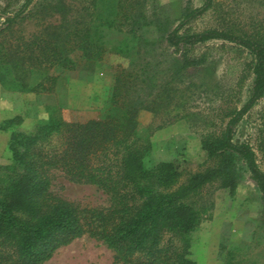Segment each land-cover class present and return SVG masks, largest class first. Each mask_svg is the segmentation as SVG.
I'll list each match as a JSON object with an SVG mask.
<instances>
[{"label": "trees", "instance_id": "16d2710c", "mask_svg": "<svg viewBox=\"0 0 264 264\" xmlns=\"http://www.w3.org/2000/svg\"><path fill=\"white\" fill-rule=\"evenodd\" d=\"M77 1L75 9L64 0H23L14 14L0 13L9 28L31 18V6L62 17L76 12L70 29L61 25L62 32L30 40L27 68L39 75L31 86L22 62L2 54L20 92H52L61 75L75 69L74 51L85 62H100L106 54L128 60L127 67L115 70L97 117L67 122L57 106L48 108L47 117L29 131L10 134V161L0 165V264H44L56 250L84 236L110 250L115 264H196L190 258L189 237L206 210L197 205L205 186L232 191L242 169L255 183L264 208V171L252 147L234 141L240 121L264 97V34L191 30V23L212 8L213 0H204L200 7L185 0L175 21L164 16L156 0ZM212 41L247 52L251 87L245 103L226 115L219 133L200 136L211 166L174 188L178 165L144 164L151 144L138 133V115L166 110L186 71L206 63L203 55H192L193 49ZM166 51L177 57H164ZM19 122L12 118L0 129ZM55 173L73 184L97 188L108 206L80 208L55 195Z\"/></svg>", "mask_w": 264, "mask_h": 264}, {"label": "rangeland", "instance_id": "374dc122", "mask_svg": "<svg viewBox=\"0 0 264 264\" xmlns=\"http://www.w3.org/2000/svg\"><path fill=\"white\" fill-rule=\"evenodd\" d=\"M23 0H0V13L12 15ZM77 8V0H64ZM160 11L175 21L185 0H156ZM204 0H192L200 7ZM31 8V18L7 27L0 17V125L12 118L19 124L0 129V165L10 161L7 148L10 134L26 132L37 120L47 117L46 110L61 106L67 122H84L99 115L107 99L112 78L118 67H127L128 60L106 54L100 62H85L74 51L71 58L76 67L64 72L52 92H20L12 69L2 54L16 56L28 70L26 82L31 86L39 79L31 74L27 45L40 34L70 29L76 16L52 14ZM84 12H81L85 21ZM60 28V29H58ZM229 29L235 34H264V0H213L212 8L191 23V30ZM113 39V36H110ZM192 55L204 56L205 64L186 71L183 84L171 105L158 113L141 111L138 133L151 144L146 167L159 162H174L180 176L176 187L189 175L211 166L200 146L204 132L219 133L228 120L226 115L239 109L247 100L252 78L246 70L250 56L244 50L222 41H212L193 49ZM164 57H177L166 51ZM168 63V62H167ZM32 76V77H31ZM48 86V85H47ZM234 141L248 143L257 163L264 171V97L243 117L234 133ZM52 192L80 208H106L107 197L97 188L73 184L59 173L54 174ZM204 206L198 229L190 235V258L196 264H264V208L255 183L242 169L238 171L235 188L219 189L211 184L197 197ZM44 264H115L113 254L102 243L84 236L56 250Z\"/></svg>", "mask_w": 264, "mask_h": 264}]
</instances>
